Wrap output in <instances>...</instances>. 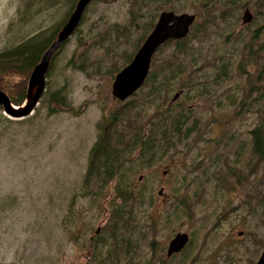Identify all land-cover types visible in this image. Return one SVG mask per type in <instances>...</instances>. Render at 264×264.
Wrapping results in <instances>:
<instances>
[{"label": "rangeland", "instance_id": "374dc122", "mask_svg": "<svg viewBox=\"0 0 264 264\" xmlns=\"http://www.w3.org/2000/svg\"><path fill=\"white\" fill-rule=\"evenodd\" d=\"M47 2L51 1L0 0V52L60 24L67 6L53 1L54 8L40 12ZM183 13L195 14L192 10L176 14ZM129 17L127 0L94 6L80 32L58 55L34 114L15 119L0 108V264H88L90 240L107 226L112 199L110 195L95 206L79 195L97 140V124L136 99L120 102L112 95L115 75L110 68L117 62L122 65L120 54L114 56V45L122 37L115 34L113 44L105 32ZM245 27L241 18L237 31ZM135 39L136 34L119 50H132ZM211 42L213 50L225 49L216 34ZM98 46L101 49H95ZM85 56L87 72L69 68L67 62L74 59L81 64ZM103 57L106 62L99 59ZM249 73L258 77L253 68ZM246 78L234 74L229 86L218 88L213 99L187 101L204 122L200 132L187 146H179L157 166L133 177L135 182L143 177L154 194L153 207H147L141 217L140 226L146 230L137 237L139 256L133 264H257L264 251V219L253 215L249 196L255 194L263 174L251 177L249 155L241 157L237 152L250 148L249 132L260 116L246 111L237 114L238 108L226 102L229 94L245 97ZM61 87L66 88L74 111L50 114L43 100ZM177 94L181 96L177 102L184 106L186 93L176 90ZM185 199L193 215L177 227L168 226L166 214L175 201ZM178 233L189 234L193 241L189 259L183 258L184 253L167 258L169 243Z\"/></svg>", "mask_w": 264, "mask_h": 264}, {"label": "trees", "instance_id": "16d2710c", "mask_svg": "<svg viewBox=\"0 0 264 264\" xmlns=\"http://www.w3.org/2000/svg\"><path fill=\"white\" fill-rule=\"evenodd\" d=\"M48 1H59L61 7L67 6V14L60 24L40 30L0 52V89L6 92L15 106L25 102L27 82L34 68L57 40L79 0ZM127 1L129 19L125 23L111 24L105 32L106 35L110 34L107 38L113 44L115 34L122 37L114 45V56L120 54L122 65L119 66L117 62L110 68L113 76L132 62L153 31L161 12L192 10L197 20L185 40L169 41L158 50L144 85L132 96L136 99L123 104L107 120L97 124V140L90 150L88 168L79 195L95 206L108 200L110 195L112 199L109 202L111 213L107 226L90 240L92 252L88 264H133L137 260L140 249L137 237L146 230L140 226L143 223L141 217L147 212V207H153L154 194L148 191L143 177L136 182L133 177L144 169L157 166L179 146H187L204 123L187 101L213 99L218 88L229 86L237 73L247 77L249 88L245 89L243 99L236 94H229L226 102L229 107L238 108L237 114L246 111L260 116L258 124L249 132L250 148H241L237 155H249L251 177L263 174L255 194H250L249 198L253 215L264 219V0ZM51 2H47L40 12L54 8L57 3ZM106 2L108 0H94L87 7L79 27L88 21L94 6ZM247 9H251L254 15L253 22L237 31L242 13ZM79 27L74 34L80 32ZM134 34L136 39L132 50L125 48L120 51L123 42H131ZM215 34L225 43V49L221 52L210 47ZM204 39L207 40L203 42ZM68 43L65 42L54 54L47 78L52 77L56 59ZM99 59L106 62L104 57ZM80 62L71 59L67 64L69 68L87 72L85 64L88 57L85 56ZM251 68L258 72L256 79L249 73ZM11 77H17L18 80ZM176 90L186 93L184 106L177 102L181 96L174 100ZM252 96L254 98L248 102ZM221 103L219 101L218 105ZM43 105L50 114L74 111L65 87L47 94ZM151 110L153 114L149 115ZM230 172L234 170L230 169ZM233 175L238 177V173L234 172ZM192 215V208L186 199L175 201L164 223L177 227L183 218ZM155 225L156 222L152 228ZM192 243L190 239L182 252L186 255L183 258L189 259L187 252Z\"/></svg>", "mask_w": 264, "mask_h": 264}, {"label": "water", "instance_id": "95a60500", "mask_svg": "<svg viewBox=\"0 0 264 264\" xmlns=\"http://www.w3.org/2000/svg\"><path fill=\"white\" fill-rule=\"evenodd\" d=\"M93 1H78L74 12L60 31L57 40L53 42L43 55L40 63L34 68L29 78L26 100L23 105L15 106L10 97L0 89V106L3 107L6 116L15 119H26L34 114L45 91L47 73L54 54L74 35L80 26L87 7ZM253 19L254 15L251 9H247L243 14L242 24L244 26L250 25ZM196 20L197 15L194 14H176L173 11L162 12L153 31L148 35L132 62L115 76L112 85L113 97L120 102H125L137 93L150 73L153 58L158 50L169 41L185 40ZM179 97L180 95L177 94L174 100ZM159 195H163V190L159 192ZM99 232L100 230L97 231V233ZM189 242V234L178 233L169 243L167 257L171 258L174 254L181 253ZM257 264H264V251Z\"/></svg>", "mask_w": 264, "mask_h": 264}, {"label": "flooded vegetation", "instance_id": "af4514ba", "mask_svg": "<svg viewBox=\"0 0 264 264\" xmlns=\"http://www.w3.org/2000/svg\"><path fill=\"white\" fill-rule=\"evenodd\" d=\"M189 236H190V235H189ZM92 239H93V238H92ZM183 251H184V250H183ZM183 251H182V252H183ZM182 252H181V253H182ZM181 253H179V254H181ZM179 254H174L171 258H168V257H167V258L170 259V260L173 259V258L175 259L176 256L179 255Z\"/></svg>", "mask_w": 264, "mask_h": 264}, {"label": "bare ground", "instance_id": "6f19581e", "mask_svg": "<svg viewBox=\"0 0 264 264\" xmlns=\"http://www.w3.org/2000/svg\"><path fill=\"white\" fill-rule=\"evenodd\" d=\"M83 20V19H82ZM78 30V29H77Z\"/></svg>", "mask_w": 264, "mask_h": 264}]
</instances>
